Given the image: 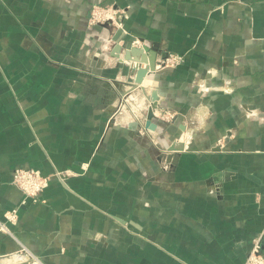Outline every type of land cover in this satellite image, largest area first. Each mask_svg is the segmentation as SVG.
Segmentation results:
<instances>
[{
  "label": "crops",
  "instance_id": "crops-1",
  "mask_svg": "<svg viewBox=\"0 0 264 264\" xmlns=\"http://www.w3.org/2000/svg\"><path fill=\"white\" fill-rule=\"evenodd\" d=\"M122 37L184 60L144 73ZM18 168L50 177L39 200ZM17 207L0 264L264 254V0H0V218Z\"/></svg>",
  "mask_w": 264,
  "mask_h": 264
},
{
  "label": "built area",
  "instance_id": "built-area-1",
  "mask_svg": "<svg viewBox=\"0 0 264 264\" xmlns=\"http://www.w3.org/2000/svg\"><path fill=\"white\" fill-rule=\"evenodd\" d=\"M120 12L109 6H94L91 10L89 17V23L91 25H98L102 23H118ZM134 46L141 47L143 42L139 39H134L132 42ZM184 57L179 54H169L162 61L165 62V67H175L183 62ZM201 90H208L205 84L200 85ZM215 89H218L215 87ZM225 91H229L228 88H224ZM165 119L170 120L173 118L171 112L164 111ZM183 141L179 138L177 142ZM176 146V143H174ZM177 148V146H176ZM64 172H58V175H62ZM50 178L45 177L39 170L34 168H18L13 175V182L21 192L24 194V200L22 203H26L28 199L36 200L42 192L45 190L49 183ZM19 207L7 211L4 214V220L0 218V232H4L9 235H13L11 225H14L18 221ZM23 251L28 254L27 264H42L41 260L31 254L29 250L23 247ZM25 254V253H24ZM244 264H264V254L260 251L259 247H256L250 252Z\"/></svg>",
  "mask_w": 264,
  "mask_h": 264
},
{
  "label": "water",
  "instance_id": "water-1",
  "mask_svg": "<svg viewBox=\"0 0 264 264\" xmlns=\"http://www.w3.org/2000/svg\"><path fill=\"white\" fill-rule=\"evenodd\" d=\"M124 37H122L119 40V43L117 44L116 49L117 50H125V57L126 60H131L134 63L136 62H141V63H146L149 64V68L142 70L144 73L146 72V70H160V69H164L165 67V62H157L156 57L157 54L156 53H152V57H149L150 54L148 53V48H142V47H138V46H134L132 44V42L126 41L124 44H121L120 41L123 39ZM135 56H140V58H135ZM168 68V67H166ZM165 68V69H166ZM157 108V104L155 103L154 105H151L148 109V116L149 117H154V111ZM172 150L177 149L175 145L171 146Z\"/></svg>",
  "mask_w": 264,
  "mask_h": 264
},
{
  "label": "bare ground",
  "instance_id": "bare-ground-1",
  "mask_svg": "<svg viewBox=\"0 0 264 264\" xmlns=\"http://www.w3.org/2000/svg\"><path fill=\"white\" fill-rule=\"evenodd\" d=\"M177 149H185V144L183 142L176 143Z\"/></svg>",
  "mask_w": 264,
  "mask_h": 264
},
{
  "label": "rangeland",
  "instance_id": "rangeland-1",
  "mask_svg": "<svg viewBox=\"0 0 264 264\" xmlns=\"http://www.w3.org/2000/svg\"><path fill=\"white\" fill-rule=\"evenodd\" d=\"M164 114L165 113H161V116H164ZM34 169H36V168H34ZM37 170H39V169H37ZM40 171V170H39ZM41 172V171H40ZM42 173V172H41ZM43 174V173H42ZM44 175V174H43ZM45 177H47L46 175H44ZM49 177V176H48ZM50 178V177H49ZM17 186V185H16ZM18 187V186H17ZM39 198H40V196L36 199V200H39ZM2 220H4V218H1ZM18 220H19V215H18ZM18 222V221H17Z\"/></svg>",
  "mask_w": 264,
  "mask_h": 264
}]
</instances>
